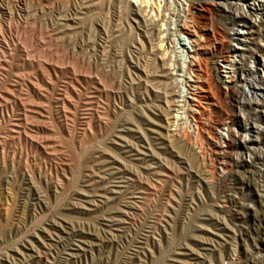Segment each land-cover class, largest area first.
Returning a JSON list of instances; mask_svg holds the SVG:
<instances>
[{"label":"rangeland","instance_id":"1","mask_svg":"<svg viewBox=\"0 0 264 264\" xmlns=\"http://www.w3.org/2000/svg\"><path fill=\"white\" fill-rule=\"evenodd\" d=\"M205 1L196 24L222 41L210 78L231 48L240 80L227 96L210 87L217 108L183 142L169 132L180 87L159 41L175 4L0 0L3 264H264V103L249 105L264 77V0Z\"/></svg>","mask_w":264,"mask_h":264},{"label":"bare ground","instance_id":"2","mask_svg":"<svg viewBox=\"0 0 264 264\" xmlns=\"http://www.w3.org/2000/svg\"><path fill=\"white\" fill-rule=\"evenodd\" d=\"M168 1L170 4L171 2L175 4V6L172 4L174 6V12L172 10L168 12L171 13L175 18V26L179 31L178 41H183L182 51L190 50V52H188L189 71L187 77V93H188L187 105H194L197 102V98H199L200 108H205V105L206 107L209 105V107L216 109L217 99L208 97L211 92L209 91L210 87H212V89L218 90V93L221 94L222 96L224 95L227 96L231 93H234L235 87L240 80L239 76L241 73V67H239L238 61L233 59V53L230 47H229L230 52L226 57H221L217 54L216 55L214 54V68L217 71V73L220 75V79L217 82H213L210 78V72L207 67L206 58L208 55H210L213 52L212 50L216 47V45H219V48L221 47L222 41L215 37L212 30H207L206 24L203 25L202 30H199L200 28L198 27V24H196L199 21L198 15L201 12L199 7L202 9V11H204V9H206L209 6V4L205 0H168ZM258 6H259L258 1H253L246 3L242 7V11L246 14H250L253 18L249 21V19L245 17L248 20L243 21V24L241 25L243 29L238 33V35L240 36L242 35L243 37H240L239 39V36H237V39L240 42L236 44L235 50L242 52L244 51L243 49L244 41L242 38H246L249 35V30L251 29V27L255 25L254 19L255 17L258 16L256 15L259 10ZM164 8L165 10H169L170 7L168 5L166 6L165 4ZM201 32L204 33L206 36L203 37L200 34ZM163 33L159 41L162 44L167 45L169 41V30H163ZM165 54L166 56H168L167 59L170 61L169 69H171L170 72H172V76L175 74V68L177 67H178L177 76H185V66H179L178 56L171 55L168 52H165ZM256 61L257 58L253 57L252 69L255 68L257 63ZM220 80H225L226 82L230 83V85H225L223 87V93L221 91ZM173 84L177 89L180 87V83H173ZM173 95H175V100L173 104L174 112H176L177 115L171 118V121L169 123L170 124L169 132L171 137H174V139L177 138L182 140L183 142H186L188 138L187 134L180 132L179 119H182V102L178 98V96H180V93L177 92ZM250 95H251V98L249 99L250 106L251 104L261 105V103H264V77L260 82L259 88L255 87L253 84L250 85ZM222 124L228 127V129L225 130L224 133L225 132L230 133L232 122L230 121L229 117L224 118L222 120ZM198 128L199 130L202 128V123L199 122ZM192 140H198V139H191V141ZM224 140L226 144H221V148L219 147L220 150L222 151H226L227 146H229L228 135H224ZM221 153L223 154V152ZM219 168L222 171V168H224V166L220 165Z\"/></svg>","mask_w":264,"mask_h":264},{"label":"built area","instance_id":"3","mask_svg":"<svg viewBox=\"0 0 264 264\" xmlns=\"http://www.w3.org/2000/svg\"><path fill=\"white\" fill-rule=\"evenodd\" d=\"M170 21L173 22L175 26V18L174 16L167 12L164 14V25L162 30H169V41L167 46H162V52H168L171 55H177L179 59V66H185V76H177V68H175V74L173 75L172 82L180 83V96L178 98L182 102V119L180 121V132L186 133L189 135V142L191 139H198L200 140L199 133L200 130L198 128L199 120L201 115H203L204 108H200V99L197 98V102L194 105H187V77L189 71V64H188V52L189 51H182V42L178 41V29L175 27L170 26ZM214 62V58H213ZM213 75L218 78V75L214 72ZM221 82V91L223 93V87L225 85H230V83L226 82L225 80H220ZM222 96V95H221ZM209 107V105H208ZM217 128L215 129L217 139L215 141L216 146L221 148V144H226L224 140V131L228 129L227 126H224L221 122L216 125ZM201 144L199 148H194L196 152H200ZM0 264H3L0 260Z\"/></svg>","mask_w":264,"mask_h":264}]
</instances>
